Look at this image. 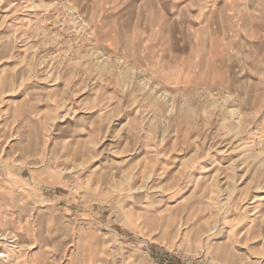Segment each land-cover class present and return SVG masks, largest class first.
Wrapping results in <instances>:
<instances>
[{"label": "rangeland", "instance_id": "1", "mask_svg": "<svg viewBox=\"0 0 264 264\" xmlns=\"http://www.w3.org/2000/svg\"><path fill=\"white\" fill-rule=\"evenodd\" d=\"M253 3L0 0L12 264H264Z\"/></svg>", "mask_w": 264, "mask_h": 264}, {"label": "bare ground", "instance_id": "2", "mask_svg": "<svg viewBox=\"0 0 264 264\" xmlns=\"http://www.w3.org/2000/svg\"><path fill=\"white\" fill-rule=\"evenodd\" d=\"M232 111L235 113L236 110L232 109ZM237 121L239 122V119ZM14 238H15V236H14ZM5 239L8 240L7 235L4 233H0V264H12V262H11L12 258L8 255H12L13 252L19 251V249L21 248L22 245L19 244V242H15L16 244H13L12 245L13 247L10 248L9 251L7 252Z\"/></svg>", "mask_w": 264, "mask_h": 264}, {"label": "crops", "instance_id": "3", "mask_svg": "<svg viewBox=\"0 0 264 264\" xmlns=\"http://www.w3.org/2000/svg\"><path fill=\"white\" fill-rule=\"evenodd\" d=\"M250 2H252L253 3V1L252 0H250ZM254 3H257L259 6H262V5H264V0L263 1H259V0H256ZM253 3V4H254ZM260 7H259V9H258V11L257 12H259L260 13ZM254 12V11H253ZM256 11L253 13V15H252V20H260L262 17L260 16V14L259 13H257Z\"/></svg>", "mask_w": 264, "mask_h": 264}, {"label": "trees", "instance_id": "4", "mask_svg": "<svg viewBox=\"0 0 264 264\" xmlns=\"http://www.w3.org/2000/svg\"><path fill=\"white\" fill-rule=\"evenodd\" d=\"M161 264H164V262H161Z\"/></svg>", "mask_w": 264, "mask_h": 264}]
</instances>
